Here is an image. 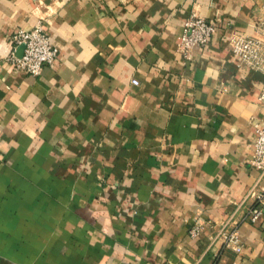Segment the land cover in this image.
Here are the masks:
<instances>
[{
	"label": "crops",
	"instance_id": "obj_1",
	"mask_svg": "<svg viewBox=\"0 0 264 264\" xmlns=\"http://www.w3.org/2000/svg\"><path fill=\"white\" fill-rule=\"evenodd\" d=\"M195 11L220 23L186 61ZM258 21L254 0H0V264H264V75L229 50ZM37 25L41 76L10 60ZM231 219L240 253L214 241Z\"/></svg>",
	"mask_w": 264,
	"mask_h": 264
},
{
	"label": "built area",
	"instance_id": "obj_2",
	"mask_svg": "<svg viewBox=\"0 0 264 264\" xmlns=\"http://www.w3.org/2000/svg\"><path fill=\"white\" fill-rule=\"evenodd\" d=\"M255 7L259 10V21L251 24L254 34L241 33L232 30L230 34L229 50L239 58V66L249 68L264 75V0H254ZM220 18L208 19L198 12H193L185 23L184 34L179 44V49L186 61H190L196 48H204L216 33ZM13 50L10 60L16 68L33 76H41L46 65L52 64L59 54L49 33L42 25L33 29H19L11 39ZM24 46L23 55H18V50ZM138 85L139 81L134 80ZM260 101L264 104V86L260 94ZM255 143L251 165L256 167L261 180L264 179V125L255 122ZM253 199L252 206L245 220L257 222L264 215V183L261 181L253 188L250 194ZM238 223L228 220L221 224L214 241L222 239L224 248H231L240 253L243 250ZM203 226L196 225L191 230L192 236H198Z\"/></svg>",
	"mask_w": 264,
	"mask_h": 264
},
{
	"label": "water",
	"instance_id": "obj_3",
	"mask_svg": "<svg viewBox=\"0 0 264 264\" xmlns=\"http://www.w3.org/2000/svg\"><path fill=\"white\" fill-rule=\"evenodd\" d=\"M24 46H21L20 48H19V51H18V55L19 56H22L23 55V50H24Z\"/></svg>",
	"mask_w": 264,
	"mask_h": 264
}]
</instances>
